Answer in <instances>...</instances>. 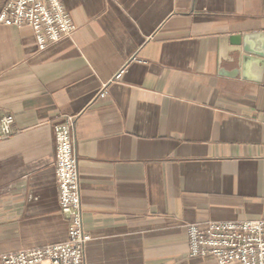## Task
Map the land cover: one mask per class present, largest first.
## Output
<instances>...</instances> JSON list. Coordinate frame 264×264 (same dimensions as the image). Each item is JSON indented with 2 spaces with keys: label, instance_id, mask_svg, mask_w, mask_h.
<instances>
[{
  "label": "crops",
  "instance_id": "crops-1",
  "mask_svg": "<svg viewBox=\"0 0 264 264\" xmlns=\"http://www.w3.org/2000/svg\"><path fill=\"white\" fill-rule=\"evenodd\" d=\"M60 1L75 30L44 50L0 24V264L68 236L53 134L68 117L83 264H217L189 257L188 226L264 217V61L244 70L230 44L264 32V0Z\"/></svg>",
  "mask_w": 264,
  "mask_h": 264
},
{
  "label": "built area",
  "instance_id": "built-area-1",
  "mask_svg": "<svg viewBox=\"0 0 264 264\" xmlns=\"http://www.w3.org/2000/svg\"><path fill=\"white\" fill-rule=\"evenodd\" d=\"M0 24L30 28L38 50L69 37L75 30L60 0H6L0 10ZM12 124V116L0 117V141L11 135ZM53 134L59 206L69 221L68 236L60 243L6 252L1 255V264H83L89 235L80 202L73 118L54 125ZM187 245L192 258L210 257L217 264H264V217L210 221L204 227L191 224Z\"/></svg>",
  "mask_w": 264,
  "mask_h": 264
},
{
  "label": "water",
  "instance_id": "water-1",
  "mask_svg": "<svg viewBox=\"0 0 264 264\" xmlns=\"http://www.w3.org/2000/svg\"><path fill=\"white\" fill-rule=\"evenodd\" d=\"M230 44L237 47L236 52L242 53L238 63L245 70L251 62L263 64L264 61V32L246 33L231 36ZM238 70L235 69L233 73Z\"/></svg>",
  "mask_w": 264,
  "mask_h": 264
}]
</instances>
